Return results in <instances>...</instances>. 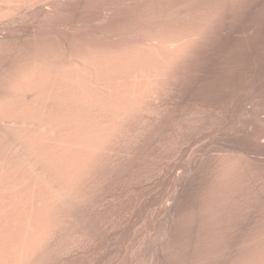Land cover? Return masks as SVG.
I'll list each match as a JSON object with an SVG mask.
<instances>
[{
  "label": "bare ground",
  "instance_id": "obj_1",
  "mask_svg": "<svg viewBox=\"0 0 264 264\" xmlns=\"http://www.w3.org/2000/svg\"><path fill=\"white\" fill-rule=\"evenodd\" d=\"M253 3L0 0V264H69L85 248H107L103 238L130 215L115 218L105 211L109 201H120V193L110 194L128 179L162 174L165 168L156 165L163 158L177 160L188 142L177 141L176 134L202 117L196 121L184 110L179 116L174 101L217 38ZM240 98L235 123L223 125L227 139L249 134L252 118L264 122L260 90L250 88ZM210 124L207 129L214 131L215 123ZM201 127L193 129L199 134ZM165 134L166 142L161 139ZM158 145L165 154L156 161L151 150ZM238 148L227 146L217 155L209 150L202 162L197 150L190 151L188 175L175 169L172 193L158 204L155 236L157 211L149 207L140 222H132L127 239L114 236L113 248H130V260L122 261L139 262L135 251H143L153 234L142 264H264V205L261 215L239 213L252 189L250 194L242 189L251 184V155ZM150 162L154 169L143 174L140 169ZM141 231L143 239L138 238ZM237 233L241 238L234 242ZM117 253L115 264L122 262Z\"/></svg>",
  "mask_w": 264,
  "mask_h": 264
},
{
  "label": "rangeland",
  "instance_id": "obj_2",
  "mask_svg": "<svg viewBox=\"0 0 264 264\" xmlns=\"http://www.w3.org/2000/svg\"><path fill=\"white\" fill-rule=\"evenodd\" d=\"M253 1H254L253 4H249L248 5V7L246 9V12H245V15H240L239 14L237 16V18H235V20L232 22L231 29H229L226 34H224V35H222V36L217 38V42H216L215 48L210 50V51H208L204 61L199 64V66L197 68V71L190 75L189 79L186 81V83L183 86L184 89L182 87L180 93L178 94L179 97L177 96V98H176L177 100L174 101L175 104L179 103L178 104L179 108H180V113L178 114L179 116L181 115V113L184 114V111H185V114L186 113L188 114V113L191 112L190 115H192V114L195 115V116H193V117H195V120L196 121L199 120L198 122L194 123L195 125H193V128H195V126L197 128L201 127V126H203L202 124H204L206 126V128H205V126L201 127V130L199 131V134H198V133H196L194 131L196 128L195 129L192 128V124H193L192 123V124H190V126H185L181 130L182 133L185 131L184 134H183L184 136L181 134V132L176 134V137L178 135L177 141L179 140V142H188L187 144L184 145L185 147L184 146L182 147L185 150L182 149V152H180V154L178 156L179 160L181 159L182 161L181 160L179 161L178 158H177V160H175V162L172 159V161H173L172 162L169 159H164L163 158L161 161H159L157 163L156 167H157V169L165 168V170H164V172L162 174L156 173L157 172V170H156L154 173H156L155 176H157V177L155 178V176H154L151 179L152 181L141 178V180H140L141 182L140 181L137 182L138 180L137 181H134V180L131 181V179H128L127 182L125 183V185H123L124 184L123 183V184H121V185H119L117 187L118 188L117 191H115V189H117V188L113 189V191H115V192L112 191V193L110 195L111 196L115 195L114 197H116L120 193V201H119V203H118V201H115V199H114L115 202L113 201V203L111 201H109L108 204H106V206H105V208H106L105 211H109L108 214H110V213L115 214V218H118L122 213L124 214L126 212H127V215L128 214H130V215L128 217H126L124 222L121 223L119 228L116 229L117 231L115 230L110 235H107V236H105L103 238L104 239L103 243L105 244V246L108 249L107 248H85L84 252L79 254L80 257L77 256V258L75 260L69 261V264H82V263L83 264H92L91 261H93V264H95L94 262H97L96 264H108L109 261L110 262L114 261L112 256H113V254H116L117 252H118L117 254L119 255V257L121 258V259L119 258L120 261H122V260H125L126 262L129 261L130 260V256H127L126 253L128 252L127 254L130 255V248L129 249L128 248L125 249L123 247H121V248H113L114 242L112 240H114V236L118 235L121 238V240L127 239V234L129 232L130 225L132 224V222L133 223L140 222L142 220V218L144 217L148 207H149V209L151 208L150 210H152V211H154V210H155V212L157 211V213H155L154 214L155 216L153 217V222H152L153 230L151 232V233L155 232V234H156L157 233L156 231H157L158 226L160 224V218H159V215H158V212H159L158 211V208H159L158 204H159L160 200L162 199V197L170 195L172 193V189H173V187H172L173 186V175H174V173H172V172H175V169H177L178 167H181L183 169V171H185V174H187L189 169H190V167H189L190 161L192 160V159L190 160L189 158H191V156L194 154L193 151L195 152L197 150V152H198L197 153L198 154L197 155L198 162H202L203 160H205L204 157H206V154L208 153V151L210 149H212L213 146L216 145V144H218L219 146L216 145V146H214L213 150L209 151L211 153L213 152V155L220 154L222 149L226 148L227 146L232 147V145H234V148H236V149H241V148H238V147H242V150H244L246 152L248 151L247 152V153H249L248 155H251V156L247 157V159L249 158L247 160V163L249 162L248 165L249 166L251 165L249 167L250 168V173H251L250 174V178H251V182L250 183L251 184H249V185L246 184L247 188L244 187L245 185L242 188V189H244L243 190L244 192L249 193V194H250V191L252 189L251 198L247 199V201H245V205L241 209L242 212L239 211V213L243 214V211H244L245 214H243V215H245V216L247 215L249 218L251 216H256L257 214L258 215L262 214V211H260V210H262V207L264 205V204H261V203H264L263 202L264 201V182H263L264 181V169H263L264 168V165H263L264 164L263 163L264 162V122H260L258 120H255L254 118H252V119H250V124H249V128L251 127L249 129V134L240 135V136L239 135H231V137H228V139H227V137H224V135H223L224 127L228 126L232 122L235 123L236 115L238 113V109H239V106H240L239 105L240 104L239 101L241 99L240 97L244 93H246L248 89L255 87V90L256 89L260 90V93L262 95H264V80H263L264 79V0H253ZM259 4H262V8H261L260 11L255 9V7H257ZM246 31H251V32L248 33ZM253 77H254V79H253ZM258 82L261 85H256ZM251 91H253V90H251ZM234 97H235V100H234ZM181 106L183 107L182 109H181ZM185 106H186V108H185ZM189 106H190V108H189ZM187 107H188V109H187ZM200 107H202V109ZM211 108H212V110L210 111ZM251 108H253V106H251ZM190 109H192V110L190 111ZM181 110H184V111L181 112ZM221 110H222V112H221ZM194 111H197V114L194 113ZM206 111H208V112H206ZM213 111H214V113H213ZM204 112L207 113V114H205ZM218 112H219V115H218ZM198 114H200V115L203 114L204 117L203 116H198ZM222 114H223V116H222ZM178 115L176 117H178ZM205 115H207V116H205ZM212 115L214 116V118L212 117ZM198 118H201V119H198ZM205 118H207L209 122H207ZM223 118H224V120H223ZM204 120H205L206 123H204ZM216 120L217 121L219 120V123ZM211 121H212V124L215 123L214 131L213 130L211 131V130L207 129V128L210 127ZM220 121H221V123H220ZM223 125H225V126L223 127ZM187 127H188V129L190 128L189 133H186L188 131ZM191 130H193V131L191 132ZM201 131H204L205 134H203L204 132L202 133ZM200 132H201V134H203V136L202 135L200 136ZM189 134H190L191 137H188ZM193 134H194V136H193ZM196 134H198V135L196 136ZM216 134H218V135L216 136V139H215V135ZM167 136L168 135L165 134V136L163 135V137L161 139L164 138V140L166 142L168 140V138H169V136L168 137ZM256 136H260V139L258 140L256 138ZM179 137H180V139H179ZM185 137H186V139H185ZM208 137H209V139H208ZM165 138H167V139H165ZM210 141H212V142H210ZM229 143H230V145H229ZM158 146H156L157 149L154 147V149L151 150L152 154L155 153L154 157H155L156 161H157V159H160V156H164V154H165V153H162V151H161L162 149L160 148V145H158ZM194 146H196L197 148L196 149L192 148ZM258 149H259V151H258ZM153 150H155V151H153ZM183 150H184V153H183ZM260 150L262 151V153H261ZM215 151L217 152V154L215 153ZM157 153H158V155H157ZM251 158H252V160H251ZM245 159L246 158H244V161H245ZM258 159H259V161H258ZM249 160H251V161H249ZM164 161H165V163H164ZM177 161H179V164H177L178 163ZM151 163L152 162L147 163L146 164V168L143 167V168L140 169L143 174H145V172H146V174L152 172L150 170L154 169V165H150ZM168 163H170V164H168ZM158 164H159V166H158ZM179 165H181V166H179ZM148 168H151V169L149 170ZM147 169H148L149 172H147ZM260 171H261V174H260ZM201 174H202L203 177L205 176V172H204L203 168L201 169ZM252 175H253V177H252ZM165 178H167V179H165ZM255 181L256 182L258 181V182L255 183ZM133 182H137V183L135 184ZM129 183H130V185H129ZM143 183H145V185ZM126 184H127V186H126ZM151 184H153V185H151ZM135 185H136V187H135ZM156 185H158V186H156ZM162 185H163V188H162ZM130 186H131V188H130ZM150 186L153 187V188H151ZM203 186L200 189L199 195H201L202 191L204 190ZM261 186H263V187H261ZM119 187H120V189H119ZM126 187H128V188H126ZM141 187H144V188L141 189ZM125 188L127 189L126 191H125ZM132 188H134V189H132ZM160 188H161L162 191L160 190ZM259 188H261V189H259ZM137 189L140 190V191H138ZM144 189H145V192H144ZM262 189H263V192H262ZM146 190H147V192H146ZM168 190H169V192H168ZM187 190H186V196L191 199L192 196H193V192L191 190V187L188 186ZM245 190H247V191H245ZM248 190H250V191L248 192ZM127 191H130L129 195H128ZM136 191H137V194H136ZM260 191H261V193H260ZM138 193H140L142 195L144 194L143 197H142V195H140ZM164 193H166V194H164ZM253 194H256V195L254 196ZM125 195H127V196H125ZM121 199H123V200L121 201ZM143 199H145V200H143ZM258 199H259L260 202L258 201ZM135 200H136V202H135ZM141 201H142V203H140ZM252 201H255V202H252ZM115 203H118V205L115 204ZM150 204H152V205L150 206ZM247 204H248V206H247ZM249 204H250V206H249ZM137 207H139V208H137ZM248 207H250V208L248 209ZM124 208H125V210H124ZM259 208H260V210H259ZM112 209H113V211H111ZM135 219H136V221H135ZM155 224H156V226H155ZM242 226H243L242 227L243 228L242 233H244L245 230H247V228H248V224L246 223L245 225H242ZM153 234H150L149 236H147L145 241H144V242H146L147 246L150 244L149 248L146 245H144V248H142V250L144 249L146 253H149L151 251L150 249H152V247H151L152 245L151 244H152V240L154 239ZM155 234H154V236H155ZM238 236H241V234L237 233V234L234 235V237H235V238L233 237V239H235L234 242H237L238 239L241 238V237H238ZM124 237H125V239H123ZM142 237H144V236L142 235V231H141L139 233V235H138V238H142ZM148 241H150V242H148ZM145 246L147 248H145ZM137 249H136L135 255H134V257L137 258L136 259L137 261H139V260L141 261V260H143V258H145V257L147 258L148 257L149 254L148 255L145 254L143 252L144 250L141 251L140 250L141 248H139V250H140L139 251ZM146 249H149V250L146 251ZM103 251H105V252H103ZM137 251H139V252H137ZM124 252H125V255H124ZM142 252L146 256H144ZM93 254H94V256H93ZM97 254H99V257H98ZM183 255H185L184 251H183L182 256L180 255L179 257L182 258ZM121 256H123V257H121ZM93 257H95V258H93ZM103 257H105V258H103ZM107 257H108V260H107ZM89 258L91 259L90 261H89ZM104 260H106L105 261L106 263L104 262ZM125 261H122L119 264H125L126 263ZM140 261L137 262V263L138 264H142ZM89 262H91V263H89ZM109 264H112V263H109ZM113 264H115V261L113 262Z\"/></svg>",
  "mask_w": 264,
  "mask_h": 264
}]
</instances>
